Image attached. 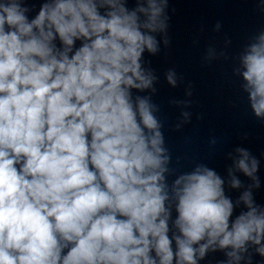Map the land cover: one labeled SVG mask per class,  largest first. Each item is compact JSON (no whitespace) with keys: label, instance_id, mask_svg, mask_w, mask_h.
Wrapping results in <instances>:
<instances>
[{"label":"clouds","instance_id":"1","mask_svg":"<svg viewBox=\"0 0 264 264\" xmlns=\"http://www.w3.org/2000/svg\"><path fill=\"white\" fill-rule=\"evenodd\" d=\"M168 9L169 0L132 9L127 0H45L30 18L26 0H0V264L264 258V206L253 196L260 161L248 149L229 154L227 184L244 189L235 201L206 164L178 175L170 167L152 100L159 77L144 62L170 43ZM215 58L209 48L205 59ZM237 60L233 74L264 121V30ZM165 78L177 86L174 69Z\"/></svg>","mask_w":264,"mask_h":264}]
</instances>
